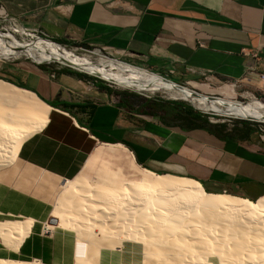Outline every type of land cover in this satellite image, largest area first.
<instances>
[{"label": "crops", "instance_id": "0c3cea01", "mask_svg": "<svg viewBox=\"0 0 264 264\" xmlns=\"http://www.w3.org/2000/svg\"><path fill=\"white\" fill-rule=\"evenodd\" d=\"M0 15L191 89L207 93L215 86L232 92L221 85L230 83L264 104V0H0ZM9 72L47 112L41 127L0 165V222L29 224L20 246L0 239L13 250L19 247L22 256L57 253L53 232L43 235L40 229L51 220L65 181L83 179L81 171L101 146L144 171L188 177L209 192L247 199L264 195L260 129L210 117L187 125L170 113L179 107L148 96L107 97L97 84L67 69L25 63ZM75 245L73 240L74 260ZM114 250L108 251L111 264L142 259L131 241Z\"/></svg>", "mask_w": 264, "mask_h": 264}, {"label": "bare ground", "instance_id": "6f19581e", "mask_svg": "<svg viewBox=\"0 0 264 264\" xmlns=\"http://www.w3.org/2000/svg\"><path fill=\"white\" fill-rule=\"evenodd\" d=\"M28 34L32 36L25 33ZM5 38L0 35V48L13 55L23 53L41 61L68 64L118 86L161 92L203 111L264 122L263 103L262 107L230 100L237 103L232 106L222 98L194 95L189 88L176 87L157 73L116 59L93 61L87 56H76L45 38H41L42 43L21 40L20 44ZM0 94L19 103V109L11 111L0 103V165H3L14 156L21 141L41 127L42 116L47 112L34 94L2 80ZM138 174L137 179L123 181L108 178L109 184L102 181L103 177L97 183L65 181L64 191L71 195L70 215L62 212L60 202L64 195L60 196L49 227L75 231L78 241L74 264H98L95 255L102 248L120 247L121 240L126 238L142 245V264H212L207 256H213L216 264H264V196L250 200L205 191L199 182L188 177L144 170ZM28 229L27 222H0V236L14 248ZM97 230L111 237L116 233L120 241L101 239L104 237L97 236ZM0 264L42 263L5 259Z\"/></svg>", "mask_w": 264, "mask_h": 264}, {"label": "rangeland", "instance_id": "374dc122", "mask_svg": "<svg viewBox=\"0 0 264 264\" xmlns=\"http://www.w3.org/2000/svg\"><path fill=\"white\" fill-rule=\"evenodd\" d=\"M20 24H21V22H20ZM8 26H10V24H8L4 21H0V35H5L7 37V40H10L11 42H15L17 44H20L22 41L42 43V42H44V40L41 38H47V39L51 40L54 44H59L60 46L64 47L66 50L72 51V54L76 55V56H87L93 61H97L98 59H103V60L116 59L118 61L125 62L122 59L110 56V55L104 53L103 51H101L99 49H95L94 47L79 46V45H75V44H71V43L60 42V41H57V40H54V39H51V38H48L45 36H41V35H39V33H35L32 30H30L29 29L30 27L25 26L24 24L19 25V27L20 28L25 27L26 30L28 29V31H26L24 29H23V31H21L19 27H17V26L12 27L11 26V28L5 32L4 29H6ZM29 31H31V33H33L35 35L40 36L41 38L39 37V38L35 39V38H33V36H30L29 34L25 35V33H30ZM38 62H40V63H38ZM41 62H44V63H41ZM25 63H29V64H32L35 66L42 67L44 69H49V70H54V71L60 70V69L61 70L70 69L73 72H76V73L83 75V78H86L88 81H90L94 84H97V86L99 84V89L104 91L106 93L107 97H111L114 99H122V98L128 97L130 95H135L137 97L148 96V97H152L155 99H161L164 101H169V102H171V105H174V104L185 105L187 107H190L194 111L201 113L204 117H210L217 122L229 123V124L235 123V124H240L242 126H246V125H243V122H245L247 124L246 127L256 128V129H260V130L262 129V131H264L263 130L264 129V122L257 120V119L248 118V117H232V116H227V115H222V114H216V115L211 116L209 113L198 111L196 108H194L187 101L179 100V99H171L167 95H165L161 92L150 93V92H147V91L141 89L140 87L118 86V85L109 83L107 81H104L101 78H99L98 76L87 74V73L82 72V71L81 72L77 71L75 69H72V68H70L64 64L58 63V62L41 61L38 57L33 58V57L27 56L23 53H19L18 55H15V54L13 55L10 52H6V51L2 50L1 48H0V80L7 82L9 84L15 85L14 84L15 80H13L14 77L10 74L9 71H10V69L13 70L14 67H17L19 65H23ZM145 70L153 72L152 74L157 73L162 77L164 76L162 73H158V72L153 71V70H149V69H145ZM164 77H166V76H164ZM229 84L230 83H228V85H226L224 82V84H221V85H224V87L232 90V92H228V90L223 91L222 88H216L215 86L212 87L211 90H210V88L207 87V89H206L207 93L202 92V91H197L194 89H192V90H194V91H196V92H198L204 96H213L214 98H222V100L226 101L227 103L231 104L232 106L237 105V103L230 101V100L243 102V103L249 104L251 106H263L262 104H260L262 102L258 100L259 98L256 95H254L253 93L249 92L247 89H244V88L237 89L236 87H231ZM15 86H17V85H15ZM18 87H20V86H18ZM257 102H260V103H257ZM0 103L5 108V110L8 109L9 111H11V109H17V110L19 109V103L17 101H12V100L8 99V97H6V96L5 97L2 95L0 96ZM10 105H12V106H10ZM3 118L5 119V115H3ZM4 125H7V124H4ZM107 147H108V145L101 146L90 156L89 161L85 165V169L83 168V170L81 171V174H83V175H81V177L83 179L74 178V179L70 180L69 182H73L76 180H83V181L88 180L89 182L97 183L99 178L103 177L102 181L109 184L108 178H113V179L116 178L117 181H120V180L123 181L124 179H132V178L137 179L139 177V174L136 175V172H143V170L140 167L132 165L130 163L129 159H127L126 157H124L121 154H118V155L112 157L110 152L107 151ZM107 169H109V171ZM106 172H107V174H106ZM104 175H105V177H104ZM84 179H86V180H84ZM60 189H61V191H60V193L56 199L54 209L57 208V205L60 202L59 201L60 196L64 195V197L60 203H62V209H63L62 212L64 213L65 216H68V215H70L69 213L71 210V203H70L71 195L69 196V193L65 192L64 188H60ZM205 191H207V190H205ZM213 193H224V194L233 195L229 192H223V191L213 192ZM234 196H238V195H234ZM262 196H264V195H262ZM68 197H69V199H67ZM238 197H241V196H238ZM256 199L257 198L250 199V200H256ZM51 218H52V216H51ZM69 219L70 218H67L68 222L71 221ZM50 225L51 224L49 223V221L45 222L43 227H41L42 229H40V231L43 235H48V234H51V232H53L52 234H54V236H52V237H54L53 238L54 241L59 245L57 253L54 254L52 258L48 257V256L40 257L38 255H36L34 257H32V256L26 257L27 255L22 256V254H18L19 252H17L19 247L16 250H13V249L7 247L5 244H3L1 239H0V259H17V260L19 259L22 261H30L32 259H36V260L41 261L44 264H72L73 260H74V256L71 254L70 249L72 247L71 243L73 242V240L78 241L77 237H75V236H77V234H75L74 230L65 229L63 227H49ZM93 229H97V228H93ZM97 231H98L97 236L100 237L103 235V233H102V235L100 234L101 232H99V230H97ZM58 232L63 233V235L60 236L58 234ZM65 234H68L69 236H65ZM106 236H109V234ZM106 236L103 235L104 238H101V237L100 238L107 240V241H109V240L112 241L114 238H118V240L114 239L115 240L114 242L120 241L119 236L116 233H115V236L112 235L113 237H111V236L106 237ZM110 237H111V239H110ZM107 238H109V240ZM120 238H122V237H120ZM131 240H133L132 241L133 243L138 244V249H140L139 252H140V255L142 257V245L140 244V242H136L135 239H130V241ZM124 241L125 242L129 241V239L126 238V239L121 240L122 243ZM122 243H121V245H122ZM76 246H77V244L75 245V251L77 250ZM108 251H109V249H103L102 248L99 251L98 255H95V256H97L96 258H98L97 259L98 264L110 263L109 262L110 256H109ZM110 251L114 252L115 250L110 249ZM62 257H63V260H61ZM206 259H208V261H210L212 264H216L213 256H207ZM212 260H214V261H212ZM142 263H143V260L141 259V260H139V262L137 264H142Z\"/></svg>", "mask_w": 264, "mask_h": 264}, {"label": "trees", "instance_id": "16d2710c", "mask_svg": "<svg viewBox=\"0 0 264 264\" xmlns=\"http://www.w3.org/2000/svg\"><path fill=\"white\" fill-rule=\"evenodd\" d=\"M67 70H70V69H67ZM14 84L17 85V86H20V84L18 82H14ZM98 86H99V84H98ZM158 101L159 102H163V103H167L168 102V103L171 104V102L164 101V100H161V99H158ZM173 106L176 107V108L179 107V109L175 110V108H174V110H171L170 113L173 112L174 113V118H175V116L178 117V119L181 121V123H185V124L188 125L191 122L190 119H193V118L199 119V118H201L203 121L205 119V117L201 113H199L197 111H194L190 107H187L185 105H180V104H174ZM243 125L247 126V124L245 122H243Z\"/></svg>", "mask_w": 264, "mask_h": 264}, {"label": "water", "instance_id": "95a60500", "mask_svg": "<svg viewBox=\"0 0 264 264\" xmlns=\"http://www.w3.org/2000/svg\"><path fill=\"white\" fill-rule=\"evenodd\" d=\"M2 32V31H1ZM36 39V38H35ZM45 39H47V38H45ZM5 40H7L6 38H5ZM49 40V39H48ZM51 41V40H50ZM4 59V58H3ZM38 63H40V62H38ZM41 63H44V62H41ZM123 63H125V62H123ZM61 64H63V63H61ZM126 64H129V63H126ZM64 65H66V66H68V67H70V68H72V69H75V70H77V71H80V70H78V69H76V68H74L73 66H70V65H68V64H64ZM129 65H131V64H129ZM132 66H134V65H132ZM135 67H137V66H135ZM137 68H139V69H143V68H140V67H137ZM143 70H145V69H143ZM146 71H148V70H146ZM81 72V71H80ZM83 72V71H82ZM149 72H151V71H149ZM95 76H97V75H95ZM162 77V76H161ZM163 79H165V80H168V81H171L173 84H174V86H176V87H181V86H184V85H181V84H179V83H176V82H174V81H172V80H170V79H168V78H166V77H162ZM184 87H186V86H184ZM188 88V87H187ZM190 89V88H189ZM190 91H191V93L192 94H194V95H198V94H200V93H198V92H196V91H194V90H192V89H190ZM207 98L208 99H212V98H214L213 96H207ZM193 106V105H192ZM194 107V106H193ZM195 108V107H194ZM198 111H200V112H205V113H209L210 115H216V114H218V113H216V112H213V111H203V110H201V109H198V108H196Z\"/></svg>", "mask_w": 264, "mask_h": 264}, {"label": "built area", "instance_id": "2783aa9c", "mask_svg": "<svg viewBox=\"0 0 264 264\" xmlns=\"http://www.w3.org/2000/svg\"><path fill=\"white\" fill-rule=\"evenodd\" d=\"M0 21H4V22H6V23H8V24H10V26H8L6 29H4V31L6 32V31H8V29H10L11 28V26L12 27H15V26H17V27H19V25H21L20 24V22L18 21V20H16V19H14V18H12V17H6V16H4V15H0ZM20 28V27H19ZM21 29H24V30H26V28L24 27V28H21ZM26 31H28V29L26 30ZM30 33H31V31H29ZM34 32V31H33ZM35 33H39V35H41V36H45L43 33H41V32H35ZM32 36H33V38H39L40 36H38V35H35V34H33L32 33ZM46 37V36H45ZM41 38V37H40ZM262 130V129H261ZM264 130V129H263Z\"/></svg>", "mask_w": 264, "mask_h": 264}]
</instances>
